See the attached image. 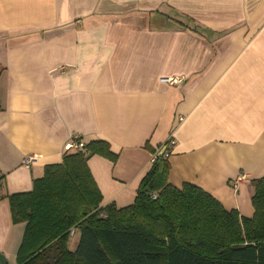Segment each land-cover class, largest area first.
<instances>
[{
	"label": "crops",
	"instance_id": "crops-1",
	"mask_svg": "<svg viewBox=\"0 0 264 264\" xmlns=\"http://www.w3.org/2000/svg\"><path fill=\"white\" fill-rule=\"evenodd\" d=\"M74 136L118 155L88 159L103 205L134 202L154 161L148 143L165 148L169 183L253 216L264 0H0L1 264H17L26 228L12 223L8 196L61 163Z\"/></svg>",
	"mask_w": 264,
	"mask_h": 264
},
{
	"label": "trees",
	"instance_id": "trees-1",
	"mask_svg": "<svg viewBox=\"0 0 264 264\" xmlns=\"http://www.w3.org/2000/svg\"><path fill=\"white\" fill-rule=\"evenodd\" d=\"M146 147L155 158L131 205L102 204L88 159H118L103 140L65 153L31 190L9 195L12 223L26 225L17 264H264V177L252 181L253 216H242L195 184L169 183L165 154Z\"/></svg>",
	"mask_w": 264,
	"mask_h": 264
},
{
	"label": "built area",
	"instance_id": "built-area-1",
	"mask_svg": "<svg viewBox=\"0 0 264 264\" xmlns=\"http://www.w3.org/2000/svg\"><path fill=\"white\" fill-rule=\"evenodd\" d=\"M168 81H170L171 83H178L180 81H182V78L181 77H172V78H168ZM182 120V118H180ZM170 144H175V140L171 139L170 140ZM85 143L83 141H81L79 139L78 136H76L73 140V142H70L68 144H66L65 146V150L66 151H71V150H79V149H82L84 147ZM165 151V149H164ZM38 156L37 155H28L25 157L24 159V165L26 167H30L36 160H37ZM241 179V177L237 178V181H239ZM74 233V230H72V233Z\"/></svg>",
	"mask_w": 264,
	"mask_h": 264
},
{
	"label": "rangeland",
	"instance_id": "rangeland-1",
	"mask_svg": "<svg viewBox=\"0 0 264 264\" xmlns=\"http://www.w3.org/2000/svg\"><path fill=\"white\" fill-rule=\"evenodd\" d=\"M75 137H76V136H74V138H75ZM79 139H80V138H79ZM171 139L175 140L174 138H170V140H171ZM175 142H176V140H175ZM160 150H161V149H160ZM165 151H166V150H165ZM165 151H164V152H165ZM66 152H68V151H66ZM164 152H163V154H164ZM163 154H162V155H163ZM154 158H155V156H154ZM73 236H74V234L71 235L72 238H70V241H69V245H70V246H72V244H73V242H74V238L76 239V236H74V237H73Z\"/></svg>",
	"mask_w": 264,
	"mask_h": 264
},
{
	"label": "water",
	"instance_id": "water-1",
	"mask_svg": "<svg viewBox=\"0 0 264 264\" xmlns=\"http://www.w3.org/2000/svg\"><path fill=\"white\" fill-rule=\"evenodd\" d=\"M164 149H165V148H162V149L160 150L158 156H161V155L163 154ZM4 260H5V259H4V256H3L2 254H0V264H1ZM3 263H4V262H3Z\"/></svg>",
	"mask_w": 264,
	"mask_h": 264
}]
</instances>
